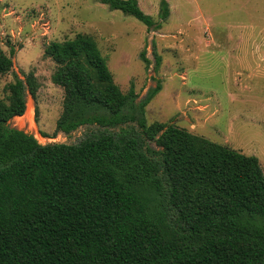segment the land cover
<instances>
[{
	"label": "trees",
	"instance_id": "1",
	"mask_svg": "<svg viewBox=\"0 0 264 264\" xmlns=\"http://www.w3.org/2000/svg\"><path fill=\"white\" fill-rule=\"evenodd\" d=\"M98 1L161 27L138 0ZM169 15L162 0L160 18ZM45 55L65 91L57 131L97 130L78 143L41 144L9 126L25 113L26 86L17 74L7 85L0 264H264L259 157L175 124H148L146 107L162 87L141 101L134 86L123 93L89 36L54 41ZM13 66L0 44V76ZM26 82L36 96L35 76Z\"/></svg>",
	"mask_w": 264,
	"mask_h": 264
},
{
	"label": "rangeland",
	"instance_id": "2",
	"mask_svg": "<svg viewBox=\"0 0 264 264\" xmlns=\"http://www.w3.org/2000/svg\"><path fill=\"white\" fill-rule=\"evenodd\" d=\"M138 1L161 21L159 29L98 0H0V44L14 62L0 76V100L8 102L7 85L17 74L25 80V113L30 107L34 122L16 116L9 126L41 144L78 143L97 130L57 131L65 91L52 78L57 64L45 55L54 41L89 36L123 93L134 86L141 101L162 87L146 107L148 124H175L255 155L264 171V0H167L166 20L160 18L162 0Z\"/></svg>",
	"mask_w": 264,
	"mask_h": 264
},
{
	"label": "bare ground",
	"instance_id": "3",
	"mask_svg": "<svg viewBox=\"0 0 264 264\" xmlns=\"http://www.w3.org/2000/svg\"><path fill=\"white\" fill-rule=\"evenodd\" d=\"M19 118H21L22 119V121H27V122H31L32 124H34V122H33V118H32V110H31V108L29 107L28 108V110H27V112L25 113V115H23V116H21V117H19Z\"/></svg>",
	"mask_w": 264,
	"mask_h": 264
}]
</instances>
